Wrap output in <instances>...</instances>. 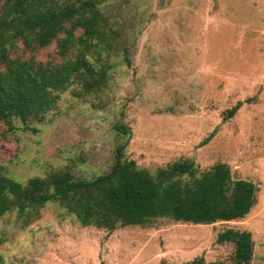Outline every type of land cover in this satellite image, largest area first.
I'll list each match as a JSON object with an SVG mask.
<instances>
[{
	"label": "rangeland",
	"instance_id": "1",
	"mask_svg": "<svg viewBox=\"0 0 264 264\" xmlns=\"http://www.w3.org/2000/svg\"><path fill=\"white\" fill-rule=\"evenodd\" d=\"M112 43L104 87L69 88L42 121L22 130L0 122V165L24 183L69 170L93 178L114 160L131 133L125 156L153 172L190 158L200 171L227 163L233 178L257 186L241 218L193 224L158 218L112 231L81 225L56 203L21 227L15 213L0 216L4 264H235L233 244L216 243L226 228L248 230L250 264H264V0H105ZM55 43L34 53L56 59ZM17 53L29 56L19 47ZM248 99V101H246ZM241 101L236 112L224 111Z\"/></svg>",
	"mask_w": 264,
	"mask_h": 264
},
{
	"label": "trees",
	"instance_id": "2",
	"mask_svg": "<svg viewBox=\"0 0 264 264\" xmlns=\"http://www.w3.org/2000/svg\"><path fill=\"white\" fill-rule=\"evenodd\" d=\"M104 2L0 0V122L10 124L16 119L22 130L36 131L30 123L42 121L61 92L76 87L95 93L104 87L109 64L102 53L112 43ZM53 42L58 60L35 58V52ZM19 47L32 54L22 56L17 53ZM240 105L237 101L227 108L224 118ZM114 128L121 138L114 160L93 178H76L65 169L22 183L0 165V216L13 212L25 227L47 203H56L83 226L112 231L144 226L158 218L193 224L234 220L254 205L256 184L233 178L227 163L200 171L192 159L181 158L151 172L125 156L129 126L119 122ZM215 241L233 244L235 264H250V231L226 228L216 234ZM0 264H4L1 254ZM188 264L210 263L197 257Z\"/></svg>",
	"mask_w": 264,
	"mask_h": 264
}]
</instances>
